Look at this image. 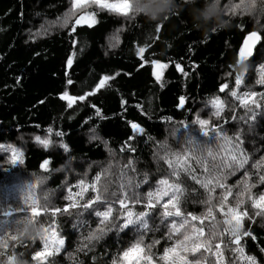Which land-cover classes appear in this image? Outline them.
I'll return each mask as SVG.
<instances>
[{
  "label": "trees",
  "instance_id": "trees-1",
  "mask_svg": "<svg viewBox=\"0 0 264 264\" xmlns=\"http://www.w3.org/2000/svg\"><path fill=\"white\" fill-rule=\"evenodd\" d=\"M222 3L227 9L232 0ZM70 7L71 0H0V145L18 147L24 161L13 165L7 160L8 152L0 150V234H12L16 218L25 214L24 200L7 188L8 183L18 175L32 178L39 173L47 180L36 188V199L47 196L52 206L48 214L41 209L37 218L46 227L55 220L53 227L65 241L43 264H112L113 258L135 242V229L130 226L119 233L113 229L99 239H89L98 232L99 218L80 206L97 192H103L109 201L115 199L111 193L119 195L121 189L143 197L150 190L163 188L158 181L166 179L180 189L183 215L189 220V214L195 215L198 219L191 223L203 227L205 237L213 223L221 234L209 241L213 244L210 251H186V259L193 264H250L247 257H254L255 264H264V217L256 215L264 209H254L245 190L246 184L251 186V195L257 199L264 193V84L257 83L261 78L259 65L264 63V56L259 55L264 52V31H256L260 44L256 55L246 62L249 67L237 87L240 48L246 36L255 31L249 17L238 14L237 9L225 12L229 27L208 33L193 28L183 10L149 23L131 13L129 18L93 8L97 22L92 27L75 25L77 17L73 16L67 27L45 28L47 22L63 20ZM113 33L119 36L114 48L108 46ZM140 47L145 51L137 55ZM153 61L167 65L159 81L153 75ZM105 76L110 79L97 90ZM223 84L228 87L220 92ZM232 90L241 98L248 99L245 93L251 92L256 96L245 107L231 95ZM64 92L76 97L71 108L61 99ZM81 95L85 100L78 99ZM217 96L223 102L218 117L209 103ZM96 109L104 119L96 116ZM249 109L255 110L254 119H250ZM197 118L209 122L207 136L193 123ZM132 124L143 132L134 131ZM49 127L63 136H50L57 145L45 149L34 138L45 137ZM91 129L98 139H90ZM221 130L230 142L216 135ZM60 140L68 152L59 147ZM45 159L50 161L48 172L40 167ZM241 160L246 161L243 167L239 166ZM80 180L88 185L83 199L78 195ZM93 183L97 192L91 189ZM69 194L74 199L69 200ZM73 202L77 207L63 212ZM146 204V199L131 202L132 211H145ZM229 207L251 217L243 220L242 231L251 235L241 237L242 254L233 250L236 246L223 223L222 213ZM56 208L61 212L53 217L51 212ZM117 209L119 204L113 206L114 215ZM162 212L158 205L149 213L151 231L144 235L143 254L153 256V264H162L159 257L164 248L172 247L176 238L182 240L185 228L191 233L188 225L169 233L172 220L179 225L181 218L162 217ZM154 240L159 243L153 244ZM215 243L221 246L219 256ZM42 250L41 240L17 236L13 240L9 236L0 247V264L14 254L37 264L32 257Z\"/></svg>",
  "mask_w": 264,
  "mask_h": 264
},
{
  "label": "snow or ice",
  "instance_id": "snow-or-ice-1",
  "mask_svg": "<svg viewBox=\"0 0 264 264\" xmlns=\"http://www.w3.org/2000/svg\"><path fill=\"white\" fill-rule=\"evenodd\" d=\"M87 5H94L97 6L101 10H106L109 13L115 14L117 16H124L129 17V14L132 12V6H131V0H72V8H78L80 6H87ZM239 5L233 4L230 8L231 11H235ZM75 15L69 10L68 13L65 14V18L63 20V27H67L69 24V20L72 18V16ZM130 18V17H129ZM95 16L92 14L80 16L75 21V25H82L86 24L88 27H92L96 23ZM75 25H73V30H75ZM119 30H117L118 32ZM261 41V36L256 32L253 31L249 33V35L245 38L243 46L240 48L239 52V59L236 61L237 65L249 61L250 57H253L256 55L254 53L253 49L256 48L258 42ZM119 43V36L117 34H113L109 38V47H116ZM262 48H264V45H262ZM145 49L143 47H140L137 51V55L143 54ZM260 56H264V52L259 53ZM72 58L69 57L68 64L71 65ZM154 65V71L153 75L156 77L157 81L160 80L163 70L167 67L166 64H162L158 61H153ZM177 68H179V65H177ZM258 72L261 76V78L257 81V83L264 84V63H261L258 68ZM244 72H239V74L235 78L236 86L239 87L242 83ZM110 77L105 76L103 77L100 82L96 85V89H100L104 86L105 82L109 80ZM69 83H71V80H69ZM228 87L227 84L221 85L220 92H224L225 89ZM231 95L233 97H237L240 99L241 105L247 107L249 100L251 97L256 96L255 92L251 93H245V96L248 97V99L238 97V94L235 90L231 91ZM61 99H66L68 104V108H71L74 101L76 100V97L68 95L67 92H64L61 96ZM80 101L85 100V96L81 95L78 97ZM123 103V101H122ZM209 103L212 105L216 111L214 112V115L217 117L220 115V110L223 107V102L220 100V98L214 97L212 98ZM252 104H256L255 100H251ZM181 104H183V98H181ZM257 107H261L260 105H256ZM249 111L252 112V116L250 119H254L256 116V112L253 109H249ZM96 116L100 117V119H104L100 113L99 109H96ZM91 119V117H89ZM243 119V118H242ZM247 122V121H246ZM194 124H199L200 130L204 136H207L209 132L205 130V126L208 125V121L204 119L197 118L195 121H193ZM132 129L136 132H143V129L138 127L136 124L131 125ZM251 127V125H250ZM93 135L90 137V139H98L99 137L95 135V129H91ZM217 136H221L225 142H230L226 136L223 135L222 130L220 132L216 133ZM50 136L55 137H62L63 133L61 131H53L51 127H49L46 130L45 137L41 136H35V141L43 146V148L48 149L49 147H56L57 141L50 139ZM131 139V137H130ZM239 136L236 137V140L239 141ZM59 147L62 148L65 152H68V146L63 143L62 140L59 141ZM0 150L4 152H10L11 158L10 163L15 164H23V153L17 149L16 147H13L12 145H0ZM123 150V149H122ZM129 151H134L133 148L129 147ZM233 159H236V157H233ZM246 161L241 160L239 161V166L243 167V164ZM50 161L48 159H45L43 163L40 165L41 169H43L45 172H48V165ZM129 164H131V161H129ZM62 169H55V171H61ZM175 175V173H173ZM47 178V176H44ZM100 179L99 175H97L96 180L98 181ZM147 179V177L145 178ZM261 180L264 181V176L261 177ZM79 184L81 186V193H78L80 195L81 199H83L82 192L84 191V180H80ZM159 185H163V188L157 187L155 191H149L145 194V196H141L135 191L128 192L121 189V194H117L116 192L111 193L115 199L109 201L107 198L104 197L103 192H97L96 184L93 183L91 185V189L93 192H97V195L93 199L87 200L86 203L81 205L84 210H89L94 213L96 217L99 218L97 229L98 232L95 233L94 237L90 234L89 239L96 238L99 239L101 236L106 234L107 231H112L115 229L118 233L124 231L125 229H128L130 226H132L136 231V240L131 246L123 250L121 253H119V256L117 258H113L112 264H153L154 257L151 255H144L142 253L145 252V246H144V235L146 232L151 231L149 228L148 220H149V213L152 212V210L157 209V206L159 205L161 208H163L162 217H179L180 222L179 225H177V221L175 219L172 220L169 233L172 232H179L181 228H185V225H188V227L191 228V233L188 232L187 228H185L183 235V239L176 238V242L172 247H166L163 250V253L159 257V261L162 262V264H193V262L186 259L183 255L186 251H190L193 253L199 252L201 248L204 249L205 252L210 251L213 244L209 241L214 240L215 238H218L221 234L218 233L216 230V224L213 223L209 227V235L208 237H205L204 235V228L203 227H196L195 224H192L191 221H196L198 218L195 215L190 216V220L188 216H184L181 208L179 206L180 200H179V194L180 189L178 185L176 184H169L168 180L162 179L158 181ZM136 188L139 187V185L134 186ZM249 185H245V190L249 191V199L252 200V206L253 208H260L264 209V193H261L257 198L252 197L250 192ZM30 191L27 193L26 198L24 200V204L26 207L23 209L24 213H30L33 217H39L41 209L45 214H48L49 209L45 210L38 205V200L33 195L34 190L36 189L34 184L30 185ZM106 191V189H104ZM167 197V201L163 204H161V201L164 200V198ZM69 200L72 199L71 194L67 197ZM142 199H146V210L141 211L138 213H134L126 204V201H131L132 203H140ZM224 200H227V196L224 197ZM103 201L102 205L104 206L105 210L100 211L96 207L97 202ZM238 203H243V201H239ZM115 204H119V209H117L116 215L113 214V206ZM77 204L75 202L71 203L67 207L63 209V212L67 213L69 208H76ZM61 212V209L56 208L53 209L51 212V215L55 217V215ZM223 216L225 217L223 223L227 225L226 232L229 233L231 236V243H233L236 247H234V251H238L241 254L243 253V248L239 247L240 240L242 236H248L251 235L247 231H242L243 227V220L245 218L251 219L249 214L246 211L237 210V207H229L226 211H223ZM209 216H211V210L208 213ZM257 216L264 217V210L257 211ZM56 221L52 220L51 224L46 227L43 237L41 238V241L43 242V250L42 251H36L33 255V260L37 262V264H43V262L47 259L48 256L54 255L55 253L60 251V248L64 245V239L58 235V232L53 225H55ZM103 226V227H101ZM11 237V239L15 240L16 236L12 235L11 233H3L0 234V247L3 246V242L6 238ZM169 239H173V236L171 234L168 235ZM254 238V237H253ZM153 244H158V240H154L152 242ZM151 244L147 245L148 248H151ZM216 248V255L219 256L220 252V244L215 243ZM247 260L250 262V264H255L254 257H247ZM9 264H12V257H9Z\"/></svg>",
  "mask_w": 264,
  "mask_h": 264
},
{
  "label": "clouds",
  "instance_id": "clouds-1",
  "mask_svg": "<svg viewBox=\"0 0 264 264\" xmlns=\"http://www.w3.org/2000/svg\"><path fill=\"white\" fill-rule=\"evenodd\" d=\"M233 3L239 5L238 14L249 17L255 31H264V0H239L238 3L232 0L227 9H230ZM131 6L132 17L142 16L149 23L160 22L177 10H183L187 12L193 28L204 33L230 26V19L225 18L227 9L222 0H131ZM248 67L244 62L239 64L236 70L245 72ZM46 180L47 178L39 173H34L31 178L36 188L42 187ZM37 206L47 210L52 206V202L44 196L38 200ZM45 229L44 222L27 213L16 218L11 232L21 240L36 241L41 240ZM11 257L12 264H30L21 254ZM4 264H9V260H5Z\"/></svg>",
  "mask_w": 264,
  "mask_h": 264
},
{
  "label": "rangeland",
  "instance_id": "rangeland-1",
  "mask_svg": "<svg viewBox=\"0 0 264 264\" xmlns=\"http://www.w3.org/2000/svg\"><path fill=\"white\" fill-rule=\"evenodd\" d=\"M109 2H111V0H109ZM93 8L94 9H99L97 6H94V5H87V6H80L78 8H72V0H71V7H70V9H71V11L73 13H75V15H73V16H76L77 19L80 16L89 15V14L94 15L95 16V19H96V15L92 11ZM73 16H72V18H73ZM63 20H61L59 22L58 21L57 22H49V23L47 22V24L45 25V28L47 26H49V27L60 26V25L63 24ZM41 30H43V28ZM34 33H37V32L36 31L35 32H31L30 34H34ZM13 147H15V146H13ZM16 148L19 149L18 147H16ZM6 156H7V160L10 162L11 153L8 152V155H6ZM31 184H32V182H31V178L30 177H21V176L18 175L16 178L13 179V181H11L10 183H8V186L9 187L7 186V188H9V190L11 189L16 194H19L20 195V199L25 200L27 193L31 190L30 189V185ZM87 186H88L87 184H84V190L87 188ZM102 189H104V188H102ZM33 195L35 196V198L37 197V190L36 189L34 190ZM40 197H42V196H40ZM72 199H74V198L72 197ZM126 204H127V206L131 210L133 209V207L131 206V202H128ZM98 207H100V206L97 205V208Z\"/></svg>",
  "mask_w": 264,
  "mask_h": 264
},
{
  "label": "water",
  "instance_id": "water-1",
  "mask_svg": "<svg viewBox=\"0 0 264 264\" xmlns=\"http://www.w3.org/2000/svg\"><path fill=\"white\" fill-rule=\"evenodd\" d=\"M252 32H253V31H252ZM250 33H251V32H250ZM257 33H258V32H257ZM258 34H259V33H258ZM248 35H249V34H248ZM248 35H247V36H248ZM259 35H260V34H259ZM247 36H246V37H247ZM244 40H245V39H244ZM243 43H244V42H243ZM259 44H260V42H258L256 48L253 49L254 53H256V50H257V47L259 46ZM242 46H243V45H242ZM251 59H252V57L249 58V60H251ZM247 62H248V61H247Z\"/></svg>",
  "mask_w": 264,
  "mask_h": 264
}]
</instances>
